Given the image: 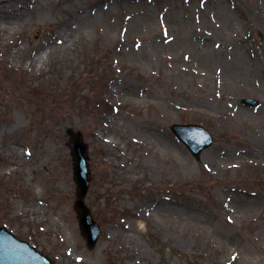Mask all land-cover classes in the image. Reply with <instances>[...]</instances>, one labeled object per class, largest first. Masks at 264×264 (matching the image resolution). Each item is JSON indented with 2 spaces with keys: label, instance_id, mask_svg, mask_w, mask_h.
I'll return each instance as SVG.
<instances>
[{
  "label": "rangeland",
  "instance_id": "374dc122",
  "mask_svg": "<svg viewBox=\"0 0 264 264\" xmlns=\"http://www.w3.org/2000/svg\"><path fill=\"white\" fill-rule=\"evenodd\" d=\"M4 1L0 227L54 264H264V0ZM172 124L213 135L199 161ZM67 128L89 145L92 249Z\"/></svg>",
  "mask_w": 264,
  "mask_h": 264
},
{
  "label": "water",
  "instance_id": "95a60500",
  "mask_svg": "<svg viewBox=\"0 0 264 264\" xmlns=\"http://www.w3.org/2000/svg\"><path fill=\"white\" fill-rule=\"evenodd\" d=\"M243 105L254 106V100H242ZM170 130L199 159L200 153L212 143V137L196 125H172ZM70 155L73 162V181L76 184V199L73 204L77 212L81 235L89 249L93 248L99 236V226L94 222L90 210L84 203L91 176L88 166V145L80 132L67 129ZM0 264H53L48 257L39 254L27 243L15 239L11 233L0 228Z\"/></svg>",
  "mask_w": 264,
  "mask_h": 264
},
{
  "label": "bare ground",
  "instance_id": "6f19581e",
  "mask_svg": "<svg viewBox=\"0 0 264 264\" xmlns=\"http://www.w3.org/2000/svg\"><path fill=\"white\" fill-rule=\"evenodd\" d=\"M42 2H48L49 0H41ZM5 3L4 0H0V33L3 35H7L8 33H10V25L12 24L13 21V17L14 14L16 12H14L13 10H6L7 7L2 6V4ZM20 12L23 13V11L21 9H19ZM27 15V14H26ZM78 16L74 15L69 22L64 23L63 25H61L58 29V37L56 39V41H53L52 44L50 45H45L41 50L37 51L36 54L34 55V57L32 58V60L27 62V66L30 65H34V64H42L43 63V59L45 58L46 55H48L51 52V47L50 46H62L65 47V43H67V41H69L70 37H71V33L73 30V25L71 23V21H76L78 20ZM55 48V47H53ZM36 209V208H35Z\"/></svg>",
  "mask_w": 264,
  "mask_h": 264
}]
</instances>
